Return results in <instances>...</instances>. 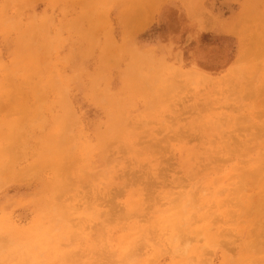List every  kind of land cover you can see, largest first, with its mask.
<instances>
[{
  "label": "rangeland",
  "instance_id": "1",
  "mask_svg": "<svg viewBox=\"0 0 264 264\" xmlns=\"http://www.w3.org/2000/svg\"><path fill=\"white\" fill-rule=\"evenodd\" d=\"M0 240L264 264V0H0Z\"/></svg>",
  "mask_w": 264,
  "mask_h": 264
},
{
  "label": "bare ground",
  "instance_id": "2",
  "mask_svg": "<svg viewBox=\"0 0 264 264\" xmlns=\"http://www.w3.org/2000/svg\"><path fill=\"white\" fill-rule=\"evenodd\" d=\"M13 128H14V127H13ZM10 134H11V133H10ZM10 134H9V136H10ZM11 135H12V134H11ZM12 137H14V135H13ZM10 138H11V136H10ZM15 139H16V138H15ZM11 140H13V139H11ZM11 142H12V141H11ZM57 144H58V143H57ZM60 145H61V143H60ZM58 151H59V150H58ZM60 165H61V164H60ZM60 165H59V167H60ZM4 169H5V168H4ZM62 172H63V171H62ZM59 207H60V206H59ZM179 207H181V205H180ZM179 209H180V208H179ZM179 209H178V210H179ZM57 211H58V210H57ZM57 213H58V220H59V219H64V220L66 221V219H65L66 214L63 215L65 212H64L63 214L60 213V212H57ZM178 215H179V214H178ZM67 217H68V216H67ZM64 220H63V221H64ZM65 221H64V222H65ZM180 221H181V220H180ZM64 222H63V223H64ZM65 223H66V225H67V222H65ZM62 225H63V224H62ZM68 225H69V222H68ZM178 226H179V225H178ZM66 227H67V226H66ZM75 234H76V232H75ZM76 235H79V234H76ZM76 235H75V236H76ZM77 238H79V237L77 236ZM74 239H75V237H74ZM79 240H80V239H79ZM0 242H1V240H0ZM1 243H2V242H1ZM78 251H79V250H78ZM13 252H14V251H13ZM72 253H73V252H72ZM74 253H75V252H74ZM12 254H14V253H12ZM12 254H11V255H12ZM16 254H17V252H16ZM18 254H19V253H18ZM126 254H127V253H126ZM11 255H10V256H11ZM64 256H65V255H64ZM128 256H130V255H128ZM128 256H126V257H128ZM6 257H7V256H6ZM65 257H67V256H65ZM77 257H78V256H77ZM8 258H9V257H8ZM19 258H20V257H19ZM1 259H2V258H1ZM29 259H30V257H29ZM29 259H28V261H29ZM129 259H130V257H129ZM6 261H7V260H6ZM6 261H5V262H6ZM8 261H9V260H8ZM23 261H26V260H23ZM25 263H26V262H25ZM27 263H28V262H27ZM17 264H18V263H17ZM21 264H22V263H21ZM23 264H24V263H23ZM28 264H29V263H28ZM78 264H79V263H78Z\"/></svg>",
  "mask_w": 264,
  "mask_h": 264
}]
</instances>
